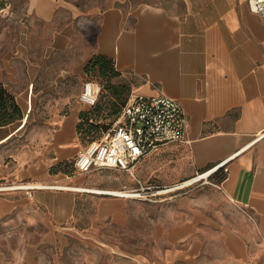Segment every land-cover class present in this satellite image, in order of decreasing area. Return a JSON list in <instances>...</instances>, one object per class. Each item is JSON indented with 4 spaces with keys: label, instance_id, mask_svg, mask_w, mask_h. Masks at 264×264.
Instances as JSON below:
<instances>
[{
    "label": "crops",
    "instance_id": "crops-1",
    "mask_svg": "<svg viewBox=\"0 0 264 264\" xmlns=\"http://www.w3.org/2000/svg\"><path fill=\"white\" fill-rule=\"evenodd\" d=\"M8 12L15 35L0 28V81L15 97L25 91L32 97L38 72L30 19L45 25L57 49L69 46L87 20L84 63L106 56L131 91L174 98L189 119L186 141L160 146L134 173L107 168L70 177L52 168L74 161L84 148L77 128L83 108L74 107L58 121L41 156L3 177L5 186H47L0 190V227L14 231L19 242L9 245L8 264H63L70 239L89 244L79 264H264V17L248 0H26L22 10ZM66 16L74 21L65 22ZM21 83L26 88H18ZM29 116L0 126V145ZM207 172L170 191L179 192L153 217L151 255L130 252L101 232L108 226L127 233L130 200L100 191L135 180L144 187L174 186ZM161 194L153 201L161 203ZM24 226L41 232L21 233Z\"/></svg>",
    "mask_w": 264,
    "mask_h": 264
},
{
    "label": "rangeland",
    "instance_id": "rangeland-1",
    "mask_svg": "<svg viewBox=\"0 0 264 264\" xmlns=\"http://www.w3.org/2000/svg\"><path fill=\"white\" fill-rule=\"evenodd\" d=\"M6 1V11L0 14V28H6L8 35L14 37V23H11V21L9 22L10 16L8 11L9 8L22 10L26 0ZM74 1H79L82 2L83 5H88L93 2L98 3L100 0ZM73 21L72 17L66 16L65 22ZM30 23L33 24V60L38 63V72L33 81L32 97L30 92L28 94L27 91H25L22 96L16 97L24 114L23 119L16 123H24L27 114L30 116L27 119L26 125L18 130L16 135L6 143L0 145V187L5 186V184H1V182L7 181L3 179V177L8 178L10 172L14 171V169H18L20 164L32 161L45 152L50 143V136L58 121L67 115L74 107L81 106L83 108L81 113L88 112L90 114L91 123L87 122V125L97 124L94 126L95 128L93 127L90 137L100 139L103 133L111 129L116 122V116L110 113L112 109L106 107L108 106V102L115 103L116 105L119 103V99L112 94L111 87L118 86L121 92L124 93L126 91L122 85L124 80L119 76L111 77L110 81L103 82L96 74L87 73L85 70L89 60L85 63L83 62L82 51L80 49L83 47L88 48L90 45L89 37H87V29L92 21L82 20L80 29L72 34V39L68 40L69 46H65L61 49L51 46L53 38L52 33L46 34L44 32L45 25L41 21L31 18ZM4 48L3 46L1 49ZM89 80L101 85L99 102L104 105L101 115L91 114L94 107H85L80 100L84 84ZM18 88H26V84L21 83ZM86 141L87 139L85 142L81 141L82 145H84ZM73 162L74 161H68L67 164L61 168V171L70 177L79 174L82 175L83 173H79L75 169ZM97 170L105 171L108 169L102 168L96 169V171ZM115 172H117V170H115L114 173ZM90 180L89 178L86 183ZM139 187L140 186L135 180L132 184H125V187L115 189L131 192ZM145 187L150 188L147 191L151 196L146 197L147 194L142 193L140 196L125 197L130 200L128 206L130 225L127 233H124V235L119 228H110L108 226H102L101 232L111 234L115 242L125 246L130 252L135 253L136 251L140 252L144 250L151 255L153 252V217L160 216L163 209L168 210L169 203L173 202L171 201L172 196L179 191L162 193L161 195L164 200L160 203L153 201L155 196L152 194H156L157 190L161 187ZM162 205H164V208L161 207ZM40 229L41 227L39 226L32 229L26 227L25 229L21 228L20 231L21 233H37L41 232ZM10 232L14 231L0 227V251L6 253L5 264H8L10 259L8 253L9 245L15 247V245L19 244V242L14 239V233ZM34 241L35 240H32L31 242ZM64 249V256L61 258L63 264H79V258L83 259V256H85V259L88 258V255H83L82 252L89 249L88 243L70 239L64 242ZM96 259L98 261L100 259L104 260L103 257H97Z\"/></svg>",
    "mask_w": 264,
    "mask_h": 264
},
{
    "label": "built area",
    "instance_id": "built-area-1",
    "mask_svg": "<svg viewBox=\"0 0 264 264\" xmlns=\"http://www.w3.org/2000/svg\"><path fill=\"white\" fill-rule=\"evenodd\" d=\"M248 5L252 12L264 17V0H248ZM100 91L101 85L89 80L84 84L80 100L90 107L94 106ZM188 128L187 113L178 100L166 95L145 96L131 91L114 126L104 132L100 139L84 146L74 160V167L79 173L102 168L134 173L138 162L160 146L186 141ZM182 184L159 188L156 194L179 189L177 187ZM6 189L35 188H31L30 183L22 182L0 187V190ZM149 189L140 185L130 193L134 196L144 193L149 197Z\"/></svg>",
    "mask_w": 264,
    "mask_h": 264
},
{
    "label": "trees",
    "instance_id": "trees-1",
    "mask_svg": "<svg viewBox=\"0 0 264 264\" xmlns=\"http://www.w3.org/2000/svg\"><path fill=\"white\" fill-rule=\"evenodd\" d=\"M6 6H7V1L0 0V11L6 8ZM85 70L87 73L96 74L98 78L103 82L110 81L111 80L110 78L111 77L113 78L114 76L120 77V74L115 69L114 62L104 55L97 54L93 56L88 61ZM122 85L126 90L124 93L121 92V90H119L118 86L111 87L112 94H114L119 99L118 105L112 102H108V106H106L112 109L110 113L116 116V120L119 117L123 106L126 104L127 99L131 92L130 86L128 87V84L126 82H124ZM103 106L104 105L100 104L98 97L97 103L94 106H91L94 107L91 114L101 115ZM23 116L24 114L22 108L18 104L15 95L6 88V86L2 81H0V126H6L14 122H17L19 120H22ZM90 119L91 117L88 112H82L80 115V121L77 126L80 140L82 142H85V140L87 139L84 146H87L92 141L97 140L95 138L90 137L93 127L97 125L96 123L94 125L93 124L87 125V122L91 123ZM65 164L67 163H62L59 164L58 166L53 167L52 171L62 172L61 168Z\"/></svg>",
    "mask_w": 264,
    "mask_h": 264
},
{
    "label": "bare ground",
    "instance_id": "bare-ground-1",
    "mask_svg": "<svg viewBox=\"0 0 264 264\" xmlns=\"http://www.w3.org/2000/svg\"><path fill=\"white\" fill-rule=\"evenodd\" d=\"M212 172H207V173H204V174H200L198 176H196L195 178H191L185 182H183L182 186L181 187H184V186H188L192 183H194L195 181H198L204 177H207L211 174ZM43 187H47V186H44V185H40V184H31V188H43ZM58 187H62V188H69L70 186H65V185H58ZM181 187H177V188H181ZM75 188V187H74ZM81 189V188H79ZM177 190V189H176ZM104 194H111V195H114V196H126V197H130V196H133L134 195L130 192H127V191H124V190H112V191H100Z\"/></svg>",
    "mask_w": 264,
    "mask_h": 264
}]
</instances>
